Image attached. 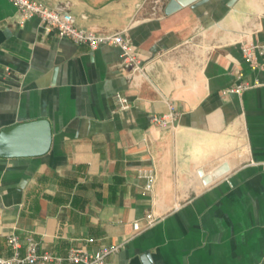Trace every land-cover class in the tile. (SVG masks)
<instances>
[{"label":"crops","instance_id":"1","mask_svg":"<svg viewBox=\"0 0 264 264\" xmlns=\"http://www.w3.org/2000/svg\"><path fill=\"white\" fill-rule=\"evenodd\" d=\"M38 1L81 28L123 30L145 72L122 70L118 47L92 50L38 17L20 24L13 0H0V132L38 119L53 131L44 155L0 157V256L15 231L59 255L124 242L106 264H143L144 253L153 264H262L264 69L241 43H264V0L170 14L169 0ZM239 80L260 85L222 95ZM168 99L177 125L159 128L150 115ZM142 168L156 173L151 191ZM150 211L156 223L135 234Z\"/></svg>","mask_w":264,"mask_h":264},{"label":"built area","instance_id":"2","mask_svg":"<svg viewBox=\"0 0 264 264\" xmlns=\"http://www.w3.org/2000/svg\"><path fill=\"white\" fill-rule=\"evenodd\" d=\"M17 8L18 22L23 24L32 17H38L47 30H55L59 37L68 38L78 44H86L92 50L102 46H115L120 49V66L122 70L145 72V65L133 45L126 38L124 31L102 33L93 29H84L77 25L76 19L69 11L60 8H50L38 0H13ZM242 54L252 68H263L264 58L263 42L241 43ZM241 77H239L240 79ZM260 85L259 82L239 80V82L224 88L222 95L241 94L246 89ZM118 110L126 111L132 106L127 95L116 92L113 96ZM180 115L178 105L171 99L167 100V110L164 113H152L150 121L159 128H175ZM139 177L145 180V189H153L156 173L151 168L139 169ZM146 221L133 222L135 234L153 226L157 218L153 212H148ZM7 243L12 249L8 257L0 256V264H106L108 258L123 247L120 244L104 245L97 250L89 251L85 247H72L66 255H59L53 251L40 247L32 232L21 236L15 231L7 234Z\"/></svg>","mask_w":264,"mask_h":264},{"label":"water","instance_id":"3","mask_svg":"<svg viewBox=\"0 0 264 264\" xmlns=\"http://www.w3.org/2000/svg\"><path fill=\"white\" fill-rule=\"evenodd\" d=\"M199 0H169L165 13L170 14ZM53 131L47 119L22 122L0 132V157H27L46 154L52 143ZM143 264H153L149 253L141 256ZM264 264V262L262 263Z\"/></svg>","mask_w":264,"mask_h":264}]
</instances>
